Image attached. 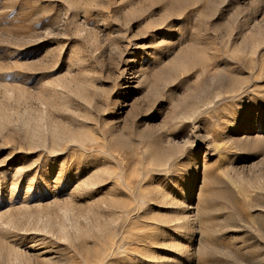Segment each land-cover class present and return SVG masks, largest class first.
Returning <instances> with one entry per match:
<instances>
[{
	"label": "rangeland",
	"instance_id": "obj_1",
	"mask_svg": "<svg viewBox=\"0 0 264 264\" xmlns=\"http://www.w3.org/2000/svg\"><path fill=\"white\" fill-rule=\"evenodd\" d=\"M0 264H264V0H0Z\"/></svg>",
	"mask_w": 264,
	"mask_h": 264
}]
</instances>
